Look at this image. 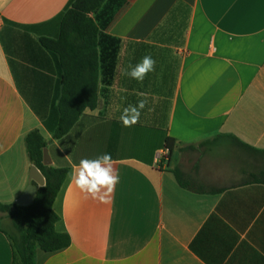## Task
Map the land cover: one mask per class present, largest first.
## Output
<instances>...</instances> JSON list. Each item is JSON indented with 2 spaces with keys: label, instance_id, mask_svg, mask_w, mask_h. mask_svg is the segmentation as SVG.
Masks as SVG:
<instances>
[{
  "label": "crops",
  "instance_id": "1",
  "mask_svg": "<svg viewBox=\"0 0 264 264\" xmlns=\"http://www.w3.org/2000/svg\"><path fill=\"white\" fill-rule=\"evenodd\" d=\"M72 1L0 0V203L34 184L32 131L68 170L53 210L70 246L38 249L36 264H264V0H106L93 15L97 107L56 139L63 73L42 39L59 38ZM145 55L155 70L125 75ZM103 153L120 181L108 203L85 200L73 165ZM0 264H14L1 227Z\"/></svg>",
  "mask_w": 264,
  "mask_h": 264
},
{
  "label": "trees",
  "instance_id": "2",
  "mask_svg": "<svg viewBox=\"0 0 264 264\" xmlns=\"http://www.w3.org/2000/svg\"><path fill=\"white\" fill-rule=\"evenodd\" d=\"M106 0H73L63 15L60 36L57 40L42 39V44L59 57L63 73V91L60 100V123L55 138L65 136L82 112L97 107L98 82V27L93 15ZM173 142V141H172ZM167 147L173 151V144ZM26 146L32 164L45 178V186L38 188L34 202L29 207L6 206L13 222V232H4L10 239L14 264H36L38 249L52 253L70 246V238L55 230L59 217L53 210L68 174L67 169H57L43 163L46 142L38 130L26 137ZM264 153V152H263ZM184 188L190 189L186 184Z\"/></svg>",
  "mask_w": 264,
  "mask_h": 264
},
{
  "label": "clouds",
  "instance_id": "3",
  "mask_svg": "<svg viewBox=\"0 0 264 264\" xmlns=\"http://www.w3.org/2000/svg\"><path fill=\"white\" fill-rule=\"evenodd\" d=\"M155 64L156 61L150 55H145L136 65L129 66L125 75L138 82H143L146 76L155 70ZM147 104L148 98L144 95L136 104H129L123 109L119 121L124 127L137 124ZM69 163L72 162L69 161ZM71 178L85 200L92 199L101 203L110 201L120 181L119 172L109 153H103L93 159H81L78 165H73Z\"/></svg>",
  "mask_w": 264,
  "mask_h": 264
},
{
  "label": "water",
  "instance_id": "4",
  "mask_svg": "<svg viewBox=\"0 0 264 264\" xmlns=\"http://www.w3.org/2000/svg\"><path fill=\"white\" fill-rule=\"evenodd\" d=\"M43 163L46 166H50L52 164L47 148L43 151ZM31 179L34 184L30 185L24 195L16 202V205L19 207H29L32 205L37 195L38 188L45 186V178L35 166L31 169Z\"/></svg>",
  "mask_w": 264,
  "mask_h": 264
},
{
  "label": "rangeland",
  "instance_id": "5",
  "mask_svg": "<svg viewBox=\"0 0 264 264\" xmlns=\"http://www.w3.org/2000/svg\"><path fill=\"white\" fill-rule=\"evenodd\" d=\"M255 159L257 160V162L258 160L263 161L262 162L263 172L260 176L259 174H257L255 179L264 182V154L263 155L255 154ZM0 227L8 232H13V222L10 216H8L7 213L1 211H0Z\"/></svg>",
  "mask_w": 264,
  "mask_h": 264
},
{
  "label": "built area",
  "instance_id": "6",
  "mask_svg": "<svg viewBox=\"0 0 264 264\" xmlns=\"http://www.w3.org/2000/svg\"><path fill=\"white\" fill-rule=\"evenodd\" d=\"M166 152H167V151H166ZM163 154H164V153H163ZM163 154H162V155H163ZM161 158H162V156H158V161H159Z\"/></svg>",
  "mask_w": 264,
  "mask_h": 264
}]
</instances>
